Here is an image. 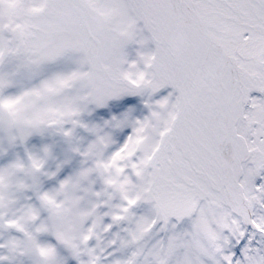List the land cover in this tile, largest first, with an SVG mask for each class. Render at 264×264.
<instances>
[{"label": "snow or ice", "instance_id": "snow-or-ice-1", "mask_svg": "<svg viewBox=\"0 0 264 264\" xmlns=\"http://www.w3.org/2000/svg\"><path fill=\"white\" fill-rule=\"evenodd\" d=\"M0 264H264V0H0Z\"/></svg>", "mask_w": 264, "mask_h": 264}]
</instances>
